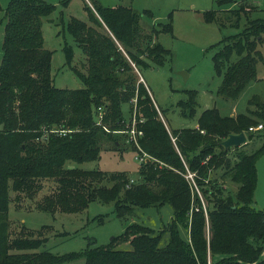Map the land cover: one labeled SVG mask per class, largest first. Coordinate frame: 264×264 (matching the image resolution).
Listing matches in <instances>:
<instances>
[{"label":"trees","instance_id":"1","mask_svg":"<svg viewBox=\"0 0 264 264\" xmlns=\"http://www.w3.org/2000/svg\"><path fill=\"white\" fill-rule=\"evenodd\" d=\"M68 1L61 4L66 6ZM89 2L91 6L84 8L92 24L74 16L66 24L86 64L85 72L72 67L80 80L76 88L53 84L52 51L43 47L42 17L54 11L55 4L9 0L0 18V24L4 20L0 264H55L79 256L85 264H264V207L253 205L256 160L264 143L252 152L239 150L243 144L228 148L219 144L229 133L243 131L249 140L260 130L249 131L248 127L264 125V97L250 96L248 108L235 115H222L218 108L206 107L196 117L195 127L167 128L131 62L137 69L161 65L168 49L152 42L150 34L142 35L140 13L133 7ZM256 7L241 1L228 11L237 21ZM204 18L215 21L217 10H206ZM159 26L171 33L170 19ZM263 34L264 17H256L247 19L239 32L214 44L211 58L215 74L221 77L219 95L234 101L256 79V63L264 60L258 49ZM142 39L147 41L144 45ZM64 49L70 63L73 48L65 45ZM195 96V90H188L187 98L177 102L183 116L196 113ZM132 98L135 110H130L136 118V130L141 131L132 145L138 155L147 154L139 162L137 180L124 173L67 166L68 160L97 159L101 141L110 140L114 146L119 143L106 129L130 128L131 118L126 119L122 106L131 104ZM99 107L103 126L96 123ZM231 150L235 151L229 155ZM42 179H53L56 186L37 203L38 208L52 213L75 212L93 200L112 202L116 216L128 222L107 244L89 243L61 255L47 249L36 251L47 237H33L32 232L30 236L10 237L7 210L12 198L19 200L20 194L31 196L39 190ZM227 180L235 187L226 186ZM10 191L15 192L13 197ZM166 203L172 217L157 230L129 220L135 207ZM121 241L130 247L115 248Z\"/></svg>","mask_w":264,"mask_h":264},{"label":"rangeland","instance_id":"2","mask_svg":"<svg viewBox=\"0 0 264 264\" xmlns=\"http://www.w3.org/2000/svg\"><path fill=\"white\" fill-rule=\"evenodd\" d=\"M46 1L56 5V9L43 16L41 21L43 47L52 51L50 59L52 82L57 87L76 88L80 85V80L72 67L85 72L86 64L84 54L79 45L74 42L66 24L71 16L92 24L84 8L86 4L90 6L91 4L89 0H69L66 6L61 4L62 0ZM92 1L95 4L108 6L127 5L133 7L140 13L139 24L142 35L150 34L152 42L158 41L168 49L161 65L152 64L147 67L140 66L137 69L131 62L138 81H142L146 86L159 116L167 128L172 130L183 126L195 127L196 117L206 107H216L222 115H235L248 108L247 100L250 96L255 94L264 97V60H258L256 63V79L249 82L236 100L232 101L217 93L221 77L215 74L211 58L216 50L214 44L220 39L239 32L247 19L264 17V0ZM241 1H248L257 7L248 14H241L239 20L236 21L235 16L230 14L228 9L236 8ZM8 2L9 0H0L2 7L0 18ZM145 9L150 10L151 14L143 13ZM209 9L217 10L218 19L215 21L205 20L204 12ZM169 13L170 17L168 18ZM169 19L172 26L171 33L161 30L159 26L160 23H165ZM236 22L238 23L236 24ZM3 23L4 20L0 24V59ZM146 42L142 39L141 44L144 45ZM65 45H71L73 48V57L70 63L66 60ZM258 49L264 59V34L263 41L258 44ZM180 71H184V73L181 74ZM188 90L196 91V113L192 117L183 116L177 104L180 99L187 98ZM122 108L126 119L131 118L135 121V115L132 113V110H135V98L131 99V104L124 103ZM96 123L103 126L101 118H96ZM106 130L112 137H118L119 143L116 146L110 140L101 141L97 159L81 162L68 160L66 165L83 169L99 168L106 173H124L128 178L136 181L139 162L144 160H137L138 153L132 145L133 140L128 139L129 133H123V129L108 131L107 128ZM263 143L264 127L254 132L251 139L247 140L245 144H241L242 146L238 149L252 152L260 148ZM234 151L231 150L229 155H232ZM145 156L147 158V154ZM220 172L221 170H218L216 174L219 176ZM225 185L230 188L235 187V184L228 180ZM55 186L56 183L53 179H42L40 180V189L33 195L28 196L22 193L19 200L12 198L7 210L10 237L30 236L29 232H32L33 237H47L36 251L47 249L54 254L61 255L79 251L89 243L107 244L114 236L122 232L128 222V220L116 216L112 202L93 200L87 207L75 212L57 210L52 213L38 208L37 203L46 193L54 190ZM14 195L15 192L10 191V197ZM253 205L260 209L264 207V149L256 160ZM171 217V206L166 203L159 207H135L129 220L140 222L157 230L170 221ZM114 247L128 249L130 245L128 242L121 241L117 242ZM55 264H85V259L83 256H79Z\"/></svg>","mask_w":264,"mask_h":264},{"label":"built area","instance_id":"3","mask_svg":"<svg viewBox=\"0 0 264 264\" xmlns=\"http://www.w3.org/2000/svg\"><path fill=\"white\" fill-rule=\"evenodd\" d=\"M102 112H103L102 109L99 107L98 108V114L96 115V118H101L102 117ZM135 122H136V119H135V121H133V119H131L130 128L124 130V132L129 133L128 139L133 140L134 142L136 141V134H138V135L141 134V131L140 130L137 131L136 128H135ZM263 127H264V125L262 123H258L257 125H253V126L248 127V130L249 131H255V130L261 129ZM136 158L139 161H143V160H145L146 156L143 153L141 155H137ZM187 177L191 178L192 177V173H188ZM262 220H263V223H264V216H263Z\"/></svg>","mask_w":264,"mask_h":264},{"label":"water","instance_id":"4","mask_svg":"<svg viewBox=\"0 0 264 264\" xmlns=\"http://www.w3.org/2000/svg\"><path fill=\"white\" fill-rule=\"evenodd\" d=\"M181 74L184 71H180ZM55 126V125H53ZM247 142V137L243 131L238 133H229L225 138L219 141V144L222 145L224 148L232 147V146H239L243 143Z\"/></svg>","mask_w":264,"mask_h":264},{"label":"crops","instance_id":"5","mask_svg":"<svg viewBox=\"0 0 264 264\" xmlns=\"http://www.w3.org/2000/svg\"><path fill=\"white\" fill-rule=\"evenodd\" d=\"M141 78V77H140ZM231 114V113H230Z\"/></svg>","mask_w":264,"mask_h":264}]
</instances>
